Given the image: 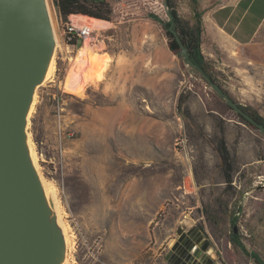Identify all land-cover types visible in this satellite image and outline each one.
Returning <instances> with one entry per match:
<instances>
[{
  "label": "rangeland",
  "instance_id": "1",
  "mask_svg": "<svg viewBox=\"0 0 264 264\" xmlns=\"http://www.w3.org/2000/svg\"><path fill=\"white\" fill-rule=\"evenodd\" d=\"M46 1L61 40L55 75L38 90L29 132L39 171L57 188L72 264H181L167 256L189 232L197 236L182 245L198 251L202 264L264 261V140L206 109L198 92L211 89L169 51L151 21L109 22L95 31L88 40L93 77L82 95L66 89L81 65L83 43L66 42L65 20L54 0ZM107 1L112 8L127 4ZM192 4L174 0L181 18L196 28ZM201 51L215 83L264 119V71L218 42L210 49L202 38ZM55 94L73 134L62 166L55 150ZM223 136L235 166L230 186L218 149ZM233 229L246 253L230 244Z\"/></svg>",
  "mask_w": 264,
  "mask_h": 264
},
{
  "label": "water",
  "instance_id": "2",
  "mask_svg": "<svg viewBox=\"0 0 264 264\" xmlns=\"http://www.w3.org/2000/svg\"><path fill=\"white\" fill-rule=\"evenodd\" d=\"M46 2L0 0V264L13 261L15 251L28 239L34 225L30 219V182L15 152L13 135L25 95L52 37ZM169 17L173 21L170 12ZM169 30L180 45L185 63L202 71L190 59L174 22ZM82 43L79 41L78 45ZM212 87L234 111L264 134L263 124L241 109L218 84L212 83Z\"/></svg>",
  "mask_w": 264,
  "mask_h": 264
},
{
  "label": "bare ground",
  "instance_id": "3",
  "mask_svg": "<svg viewBox=\"0 0 264 264\" xmlns=\"http://www.w3.org/2000/svg\"><path fill=\"white\" fill-rule=\"evenodd\" d=\"M46 4L52 37L39 64L37 76L25 95L13 135L15 152L30 182V219L34 225L28 239L15 251L13 261L9 264H72L69 258V248L72 245L69 231L60 212L61 207L59 208L56 202L58 199L55 200L54 190L57 188L52 190L43 179L39 171L35 147L33 148V136L31 137L29 132L31 117L38 103V90L50 82L55 75L56 51L60 47L61 40L51 14L52 8H49L47 2ZM91 22L95 31H104L111 25L109 22L96 19H91ZM89 43L86 41L81 48L83 57L80 67L72 71L75 80L68 78L65 82V88L71 89L78 95L84 93L89 78L93 77V73L89 71L94 66L93 51Z\"/></svg>",
  "mask_w": 264,
  "mask_h": 264
},
{
  "label": "trees",
  "instance_id": "4",
  "mask_svg": "<svg viewBox=\"0 0 264 264\" xmlns=\"http://www.w3.org/2000/svg\"><path fill=\"white\" fill-rule=\"evenodd\" d=\"M54 4L60 17L64 20H67L70 15L81 14L88 16L91 19L104 20L114 24L126 23L131 20L151 21L158 27L160 33L165 38L169 51L173 55L178 56L181 62L184 63L185 61L183 57L180 56V45L174 34L169 30L172 22H174L178 34L188 49L190 59L195 66L202 71L192 67H190V69L200 75L204 79L206 86L211 89L208 93L197 91L206 109L209 112L219 114V116L224 119L232 117L234 122L244 124L251 132L260 136V138L264 140V134L258 128L250 124L244 117L234 111L228 105L227 101L214 91L212 83H215V80L208 72L206 63L202 57V33L200 24H198L196 28H192L188 22L183 20L174 5V0H127V4L119 8H112L107 0H54ZM169 12L173 15V21L169 17ZM223 91L228 94L224 89ZM232 100L235 101L234 99ZM237 105L257 122L264 125L263 118L255 115L243 105L238 103ZM218 149L223 161L226 184L230 186L233 183L235 166L234 159L224 136L219 142ZM235 223L236 221L234 220L233 227L236 226ZM230 244H233L244 253L247 252L245 246L241 242L239 233H236L235 229L232 231ZM230 258L233 260V255H230ZM255 259L258 264H264V261L261 258L257 257Z\"/></svg>",
  "mask_w": 264,
  "mask_h": 264
},
{
  "label": "crops",
  "instance_id": "5",
  "mask_svg": "<svg viewBox=\"0 0 264 264\" xmlns=\"http://www.w3.org/2000/svg\"><path fill=\"white\" fill-rule=\"evenodd\" d=\"M191 1L193 16L210 49L218 42L264 71V0Z\"/></svg>",
  "mask_w": 264,
  "mask_h": 264
},
{
  "label": "built area",
  "instance_id": "6",
  "mask_svg": "<svg viewBox=\"0 0 264 264\" xmlns=\"http://www.w3.org/2000/svg\"><path fill=\"white\" fill-rule=\"evenodd\" d=\"M95 30L93 29L91 19L85 15H70L64 23V33L66 42L78 46L79 41H83V44L92 39ZM64 91H62L63 93ZM54 99V112L56 122V138L57 144L55 150L59 157V165L62 166L64 158L67 153L66 141L71 139L73 134L68 132L65 120V109L61 103V95L55 94ZM41 158L46 162L44 154H41ZM53 162V161H52ZM55 163V162H53ZM240 231L242 234L247 235V231L244 229V225H240Z\"/></svg>",
  "mask_w": 264,
  "mask_h": 264
},
{
  "label": "flooded vegetation",
  "instance_id": "7",
  "mask_svg": "<svg viewBox=\"0 0 264 264\" xmlns=\"http://www.w3.org/2000/svg\"><path fill=\"white\" fill-rule=\"evenodd\" d=\"M190 235H193V237H196L197 235L195 234V232H192ZM190 235H183L182 240L179 241L178 243H176L175 245V249L172 250L171 253L168 254L167 259L170 262L173 263H181V264H189L190 262L193 264H202L198 261L197 259V255H198V251H196L195 253H191L188 250H186L182 243L187 239V238H191ZM205 239H201L198 238L199 243H201L202 241L204 242V246L207 248V244ZM194 254V255H192ZM208 264H211V262H208Z\"/></svg>",
  "mask_w": 264,
  "mask_h": 264
}]
</instances>
